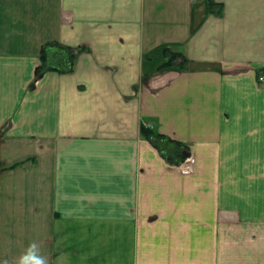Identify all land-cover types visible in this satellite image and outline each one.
I'll return each instance as SVG.
<instances>
[{"label": "crops", "instance_id": "crops-1", "mask_svg": "<svg viewBox=\"0 0 264 264\" xmlns=\"http://www.w3.org/2000/svg\"><path fill=\"white\" fill-rule=\"evenodd\" d=\"M208 1L0 0V262L264 264V0ZM49 41L89 51L38 74Z\"/></svg>", "mask_w": 264, "mask_h": 264}, {"label": "trees", "instance_id": "trees-1", "mask_svg": "<svg viewBox=\"0 0 264 264\" xmlns=\"http://www.w3.org/2000/svg\"><path fill=\"white\" fill-rule=\"evenodd\" d=\"M208 3L211 9L217 7L218 9L215 10V12L217 15H221L222 4L215 3L212 0H209ZM88 51L89 48L86 45L71 47L57 41L45 42L40 48V64L38 65L37 73L41 74L45 71L71 73L74 70L75 61L79 53ZM163 53L165 58L164 61L159 65L158 70L167 68H181L187 62V59L179 52H173L165 48ZM177 58L180 60L175 62ZM263 72L264 68L256 70V74ZM140 132L141 135L153 145V147H157L156 139L157 141H166L168 144H171L175 147V152L170 151L169 153H165L163 150L159 152L169 164L177 165L185 158L179 151V148L182 145L180 144L181 142L171 139L161 133H157L145 125L140 126Z\"/></svg>", "mask_w": 264, "mask_h": 264}, {"label": "clouds", "instance_id": "clouds-1", "mask_svg": "<svg viewBox=\"0 0 264 264\" xmlns=\"http://www.w3.org/2000/svg\"><path fill=\"white\" fill-rule=\"evenodd\" d=\"M0 264H8V261L4 260ZM16 264H49V258L41 254L39 245L33 241L18 257Z\"/></svg>", "mask_w": 264, "mask_h": 264}, {"label": "rangeland", "instance_id": "rangeland-1", "mask_svg": "<svg viewBox=\"0 0 264 264\" xmlns=\"http://www.w3.org/2000/svg\"><path fill=\"white\" fill-rule=\"evenodd\" d=\"M180 59L179 58H177L176 60H175V62H178ZM256 78H258V74H256ZM156 145H157V147H155L156 148V150L158 151V153L161 151V150H163L165 153H169L170 151L172 152H175V147L173 146V145H171V144H168L166 141H161V140H158L157 141V139H156ZM180 144H182L181 145V147L179 148V151L181 152V154L185 157L181 162H183V161H186L187 159H192V163L190 164V167L192 168L191 169V172H189V173H187V175L188 174H191L192 172H193V170H194V163H195V161H194V158L191 156V153H190V151L188 150V147H187V145L186 144H184V143H180ZM152 145V144H151ZM153 146V145H152ZM185 153H190V155L189 156H186L185 155ZM160 154V153H159ZM161 155V154H160ZM161 157L163 158V156L161 155ZM164 159V158H163ZM166 161V160H165ZM167 162V161H166ZM168 163V162H167ZM170 165H173V166H175V164H170ZM175 167H178V165L177 166H175ZM181 174H184V173H182V172H180ZM184 175H186V174H184Z\"/></svg>", "mask_w": 264, "mask_h": 264}, {"label": "built area", "instance_id": "built-area-1", "mask_svg": "<svg viewBox=\"0 0 264 264\" xmlns=\"http://www.w3.org/2000/svg\"><path fill=\"white\" fill-rule=\"evenodd\" d=\"M263 78H260V80H262ZM192 163V159H187L186 161H184L183 163H181L179 165V169L182 173L187 174L189 172H191V167L190 164Z\"/></svg>", "mask_w": 264, "mask_h": 264}, {"label": "water", "instance_id": "water-1", "mask_svg": "<svg viewBox=\"0 0 264 264\" xmlns=\"http://www.w3.org/2000/svg\"><path fill=\"white\" fill-rule=\"evenodd\" d=\"M185 155H186V156H189V155H190V153H185Z\"/></svg>", "mask_w": 264, "mask_h": 264}]
</instances>
